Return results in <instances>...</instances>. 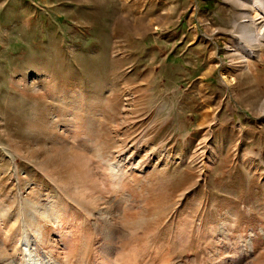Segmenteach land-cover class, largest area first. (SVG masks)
<instances>
[{
	"label": "rangeland",
	"instance_id": "rangeland-1",
	"mask_svg": "<svg viewBox=\"0 0 264 264\" xmlns=\"http://www.w3.org/2000/svg\"><path fill=\"white\" fill-rule=\"evenodd\" d=\"M255 3L0 0V264H264Z\"/></svg>",
	"mask_w": 264,
	"mask_h": 264
},
{
	"label": "bare ground",
	"instance_id": "bare-ground-1",
	"mask_svg": "<svg viewBox=\"0 0 264 264\" xmlns=\"http://www.w3.org/2000/svg\"><path fill=\"white\" fill-rule=\"evenodd\" d=\"M255 4H258L259 5V11L258 12H260V14L262 15V16H264V0H256V3ZM260 15V16H261ZM262 18V17H261ZM244 21L243 22H241V24H245V23H249V20H246V19H243ZM254 21V20H253ZM251 22V21H250ZM252 23V22H251ZM250 23V24H251ZM254 23V22H253ZM249 24V25H250ZM245 31V30H244ZM246 34H248V32L246 33ZM245 35V34H244ZM256 35V38H254V36L252 35V36H250L251 38H252V41L253 42H255V43H259V42H261L262 41V39L264 38V27H262L261 28V30L259 31V33L258 34H255ZM245 36H247V37H249L248 35H245ZM241 40H243L242 38H241ZM27 237V236H26ZM26 237L24 236V238H23V240H22V242H23V244H22V250H24L25 251V254H26V256L29 258V259H31L28 263H26V264H33V261L36 259V257H34L35 259L34 260H32L33 258H31L30 257V252H29V242H28V240L26 239ZM33 257V256H32ZM28 258H27V260H28ZM36 262V261H35ZM38 263V262H37ZM40 263V262H39ZM38 263V264H39ZM15 264H17V263H15ZM36 264V263H35Z\"/></svg>",
	"mask_w": 264,
	"mask_h": 264
}]
</instances>
